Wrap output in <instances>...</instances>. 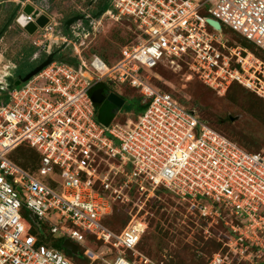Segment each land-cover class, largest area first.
I'll use <instances>...</instances> for the list:
<instances>
[{"label":"built area","instance_id":"1","mask_svg":"<svg viewBox=\"0 0 264 264\" xmlns=\"http://www.w3.org/2000/svg\"><path fill=\"white\" fill-rule=\"evenodd\" d=\"M106 16L128 18L138 30V40L122 46L116 61L109 64L97 54L81 58L77 67L54 61L28 82L7 88L9 100L0 103V264H73L28 233L23 208L52 234L85 247L90 233L119 252L115 264H132L123 253L136 248L141 232L129 227L117 234L103 219L133 185L147 198L165 187L204 217L229 212V234L210 264H264V156L219 133L146 80L160 63L183 61L220 94L238 82L264 99V71L251 62L254 54L231 45L225 34L229 29L264 51V0H113V8L90 25H103ZM86 17L70 26L76 35H82ZM57 28L50 18L33 44L47 54L55 42L74 45ZM9 66L17 68L14 62ZM12 75L0 72V85ZM104 83L137 89L148 104L145 111L134 121L99 122L91 91ZM24 143L40 154L34 172L8 157ZM112 159L119 160L118 170ZM112 172L126 179L113 185ZM55 211L65 227L49 219ZM84 255L100 258L88 247Z\"/></svg>","mask_w":264,"mask_h":264},{"label":"rangeland","instance_id":"2","mask_svg":"<svg viewBox=\"0 0 264 264\" xmlns=\"http://www.w3.org/2000/svg\"><path fill=\"white\" fill-rule=\"evenodd\" d=\"M22 1L46 11L49 17L58 24V30L62 29L66 17L70 15L76 16L83 13L94 15L99 2V0ZM0 11L5 13L4 8ZM98 12L101 10L98 9ZM4 20V16L0 15V24ZM102 20L103 25L100 26L94 20L92 21V36H83L82 45L76 42L72 46L66 45L72 50L73 55H77V50H79L80 55L82 54L85 58H90L94 53L100 56L101 53L112 59L118 56L123 45L122 39L126 42L138 40L136 24L132 20L121 18L116 21L107 16ZM75 28L76 26L73 29ZM227 37L231 45H240L252 52L255 58H251V62L264 71V54L259 51L258 47L255 48L259 52L257 55L252 49L242 44L244 39L239 34L234 32ZM38 39L37 33L29 37L23 30L7 33L0 42V72L2 74L5 71H10L12 74L20 72L26 74L40 64V62L27 63L16 69L6 67L12 62L14 56H20L18 52L23 45L32 46L33 42ZM64 45L61 41L55 42L50 52L56 48H63ZM36 51H39V56L44 53L39 47ZM244 55L247 53L245 52ZM42 59L45 60L46 57ZM147 74L146 80L155 89L170 93L179 103L195 110L196 114L206 119L217 130H226L230 135L239 132L247 150L261 153L264 156V105L256 108L253 106L251 99L254 97L250 95L253 91L247 90L242 84L236 82L237 84H234L227 93L225 91L223 95H219L208 88L185 62L161 63L153 70H148ZM115 87H117L116 90L123 89L121 92L129 96L124 99L125 105L122 108H117L111 101H107L102 112L103 119L106 116L114 117L113 121L117 123L125 122L127 119L136 120V113L139 109L134 98L139 97V92L129 85H116ZM254 95L259 98L255 92ZM102 104L98 103V109ZM127 107H131V110L127 111ZM98 121L106 124L108 120L98 119ZM248 142L253 144L251 148L247 146ZM112 161L117 163L113 170H118L119 160L112 159ZM108 168V165L102 166V169L107 170ZM112 177H114L113 185H119L126 179L120 172L117 175L112 172ZM115 203L111 217L117 221L114 226L115 231L119 232L122 228L133 227L141 232L136 248L130 250L129 253L122 252L132 264H146V262L149 264H210L209 258L215 251L216 242L227 239L229 225L233 220L227 211L222 212L220 217H204L199 210L192 208L189 201L163 188L147 198L146 194L142 195L138 188L132 186L126 188L122 199L116 200ZM49 219L58 226L67 225L59 212H53ZM47 234L49 237L52 236L50 229L47 230ZM85 237V247L101 257L97 261L98 264H115L119 252L114 247L105 248L100 243H91L87 238V233ZM74 256L82 258L81 252Z\"/></svg>","mask_w":264,"mask_h":264},{"label":"trees","instance_id":"3","mask_svg":"<svg viewBox=\"0 0 264 264\" xmlns=\"http://www.w3.org/2000/svg\"><path fill=\"white\" fill-rule=\"evenodd\" d=\"M112 8H113V0H99L98 6H97L96 9H97V11H98V9H100L101 12L104 13L105 11L110 10ZM97 11H95L94 13H96ZM71 17H73V15H70V16L66 17L67 19L65 21H67ZM65 21H64V24L62 26V29H59L60 34L63 35V36H65V37H67V38H69V39H72L74 42H76L78 44L81 42L82 36H83L84 33H87L89 31L90 32L92 31V26L90 25V21L89 20H85L83 22V26L79 30V31L82 32V35H80V36L79 35H76L71 28L67 29L66 24H65ZM136 30H137V28H136ZM225 34L226 35L234 34V32L233 31H230L229 29H225ZM137 35H138V30H137ZM90 36H92V35H90ZM243 39H244L243 40V43L242 42L241 43L244 46L252 49L258 55L259 52H258V50L255 49L257 46L255 44H253L252 42L248 41L247 39H245V38H243ZM122 42H123V45L122 46H124L126 44H129V43H132V42H135V41H132V42H128L127 41L126 42V40L122 39ZM36 49H38V47H36L34 44H32V46H28L26 44L23 45L22 48L20 49V51L18 52V54H20V56H18V55H17V57L14 56L12 62L16 63L17 68H19L20 66L26 65L27 63L41 62L42 60H44V59H42L43 57H46L47 58L48 54L44 52L41 55V59H39V61L33 60L32 59V56H33L34 52L36 51ZM259 51L263 52V54H264V51L263 50L260 49ZM71 52H72V50L70 48H67V47H64V46H63V48L62 47L61 48H56L55 51H54V53H55L54 61L65 62V63H68L70 65H73V66L77 67L80 64V62H81V58H83L85 60H90V58L94 54H97V53H94V54H92V56L90 58H85V57L82 56V54L81 55H78V54L77 55H73ZM120 52H121V49H120V51L118 53V56L117 57H113L112 59H110L109 57H107L105 54H101V53H100V57L104 61H106L107 63L112 64L114 61H116L120 57V55H121ZM181 62H183V61H181ZM19 74L24 75V73H22V72H20ZM234 84H237V83L236 82L232 83L229 86V88L226 90L225 93H227L229 91V89ZM102 85L104 87H106L109 91L110 90L111 91H115L118 95L122 93L121 96H120L122 99H125L127 96H129L128 94H125L124 92H121L123 89L120 90V88H118V90H116L117 87H111V86H109V85H107L105 83L102 84ZM208 88H210V87H208ZM210 89L213 90V91H215L219 95H223V94L218 93L216 90H214L212 88H210ZM0 92L2 93V95L0 96V103L7 102L9 100V93H8V91L7 90H1V88H0ZM250 95H253V97H254V98L251 99V103L253 104V106H255V108L256 107H263V105H264V99L262 97H260V96H259V98L256 97L254 95V92L250 93ZM134 100H135L136 105L138 106V109H139V112L136 113L137 114V118H138V116L145 111V109H146V107H147L148 104L145 103V102H143V97L140 94H139V97L134 98ZM182 106H184V105H182ZM96 107H97L96 108V112H97L96 117L99 120H108L109 118H111L110 116H106L103 119V117H102L103 115L100 112V109H98V104H96ZM185 108L188 109V110H192V109L187 108V107H185ZM126 110L127 111H130L131 110V107H127ZM199 118H200V120L202 122L207 123L210 127H212L213 129H215L219 133H221V134L225 135L226 137H228L229 139L235 141L241 147H244V145H243L244 142H243V139H242V137H241V135H240L239 132L230 135V133L227 132L226 130H225L226 132L225 131H219V130H217L212 125H210L207 122L206 119L202 118L201 116H199ZM248 145L251 148V145H253V144L251 142L250 143L248 142L247 146ZM8 157L10 158L11 161L15 162L16 164L20 165L21 167H23V168H25V169H27V170H29L31 172H34V171L37 170V168L40 165V161H41L40 154L37 152V150L34 149L33 147L25 144V143L24 144H21L18 148H16L15 150H13L8 155ZM133 186H135L137 188L136 185H133ZM161 188L166 189V190H169V189H167L165 187H159L155 191H159ZM115 205H116V203L113 202L112 203V212L103 219V223H104V225L106 227H108L113 232L120 234V233H122L124 231L125 228H122L119 232H117V230L115 231L116 228H114V226H115V222L117 223V221L114 220L113 218H111L112 215H113L112 213L114 211ZM22 216H23V221L25 222V224L27 226L28 233L37 236V238L39 239L40 243L46 244L49 247H53V248H56V249L60 250L65 255V257L68 258L73 264H98L97 261L101 257L98 258V259H96V260H94V261H92L91 259H89L87 256L84 255L85 247H82L81 248V246H79L80 252L82 254V258H78L77 256L72 255V253L68 249H66V248L63 247V242H64V239H66V237L63 236V235H53V234H52V236L49 237L48 234H47V230L50 229L49 226L47 224H45L43 221H40V226H38L32 220V218L30 216V212L26 208H23L22 209ZM87 238H88V240L91 243H94V244H96V243L99 244L100 243L105 248L106 247H109L108 245H105L102 241L97 240L95 238V236L92 235V234H90V233L87 234ZM221 249H223V242L222 241L221 242H216L215 251H213V253L211 254V256L215 252L220 251ZM126 252L129 253L130 250H127ZM211 256H210V258H211Z\"/></svg>","mask_w":264,"mask_h":264},{"label":"water","instance_id":"4","mask_svg":"<svg viewBox=\"0 0 264 264\" xmlns=\"http://www.w3.org/2000/svg\"><path fill=\"white\" fill-rule=\"evenodd\" d=\"M18 16H17V22L18 24L24 28V30L30 34V35H34L36 34L40 29L44 28L50 21V17L47 14L46 11H44L43 9L36 7L33 4L30 3H26V4H19L18 5ZM102 14V12H98L95 15V18H97L98 16H100ZM29 16H31V20L29 19ZM85 16L83 15H76L73 16L71 18H69L65 23H66V27L67 29L70 28L71 25H73L74 23L84 19ZM207 22L215 29L217 30H221V24L212 19V18H208ZM65 47V46H64ZM54 57H55V53L54 52H50L48 53L47 58L42 61L40 64H38L35 68H33L31 71H29L28 73L24 74V75H12V76H8L7 77V82L9 84V89H12L13 87H17L22 85L23 83L28 82L31 78H33L35 75H37L40 71H42L45 67H47L48 65H50L52 62H54ZM91 95L93 100L98 104L101 103L105 100V94H104V86L102 84L94 87L91 91ZM116 97V99L113 98ZM108 100L111 101L113 104L116 105L117 108H122L125 101L124 99H122L119 95L115 96L113 94H111L108 97ZM190 112L192 114H196L195 110H190ZM114 117H111L108 119V121L106 122V125H108ZM31 218L33 219V221L40 226L39 221H37V218L32 214ZM63 247L70 250L74 255H79L80 253V249L79 246L77 244H75L71 239L66 238L64 239L63 242Z\"/></svg>","mask_w":264,"mask_h":264},{"label":"flooded vegetation","instance_id":"5","mask_svg":"<svg viewBox=\"0 0 264 264\" xmlns=\"http://www.w3.org/2000/svg\"><path fill=\"white\" fill-rule=\"evenodd\" d=\"M19 4L22 5V4H26V3H24L22 0H0V10H2V8H4V11H5V13L0 11V15H3L4 19H5L3 21V23L0 24V42L4 39L5 35H7V33L18 31V30H23V32L29 37L33 36V35L28 34L24 30V28L21 27L18 24V22H17V16H18L17 14L19 12V9H18V5ZM97 13H98V11L96 12V14ZM96 14L94 13V15H91V14L83 13L82 15L83 16H87L86 18L88 20H92V19H94ZM54 51L55 50H52V52H54ZM32 59L36 60V61H39V59H41V56H39V51H35L34 52V54L32 56ZM13 75L18 76V75H21V74L17 73V74H13ZM8 87H9V84L0 85L1 90H7ZM104 94H105L106 98H105V100L103 102H101V103H103L102 106L99 107L101 113L103 112L105 103L107 101H109L108 97L111 94H113L115 96H118V94L115 91H111V90L109 91L106 87H104ZM1 95H2V93L0 92V96ZM113 98L116 99V97H114V96H113ZM124 105H125V103H124Z\"/></svg>","mask_w":264,"mask_h":264},{"label":"bare ground","instance_id":"6","mask_svg":"<svg viewBox=\"0 0 264 264\" xmlns=\"http://www.w3.org/2000/svg\"><path fill=\"white\" fill-rule=\"evenodd\" d=\"M136 230V229H135ZM138 232H140V231H138Z\"/></svg>","mask_w":264,"mask_h":264}]
</instances>
